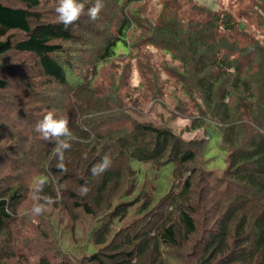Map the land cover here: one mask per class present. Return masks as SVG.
I'll use <instances>...</instances> for the list:
<instances>
[{
  "label": "trees",
  "instance_id": "1",
  "mask_svg": "<svg viewBox=\"0 0 264 264\" xmlns=\"http://www.w3.org/2000/svg\"><path fill=\"white\" fill-rule=\"evenodd\" d=\"M57 2L0 0V154L11 160L0 167V264L16 254L10 232L22 217L32 218L23 206L39 180L40 195L52 201L46 206L68 205L74 221L80 208L93 219L98 248L81 264H264V40L240 19L256 15L263 28L264 0L243 1L240 17L229 7L164 0L155 19L134 5L146 0H103L95 20L85 12L67 29L56 19ZM186 4L190 9L181 12ZM150 47L174 61L163 65L165 72L188 100L176 107L190 119L187 130L202 129L204 136L185 139L168 121L144 118L133 91L147 87L154 101L163 92L145 52ZM14 54L30 67L9 65ZM127 56L136 57L138 85L129 61L110 82L96 83L100 65ZM15 79L22 92L11 86ZM49 110L68 118L75 137L62 169L54 142L35 130ZM215 129L227 151L222 172L208 169L204 158ZM3 134L11 148L1 146ZM29 139L33 157L21 151ZM106 152L110 166L91 176ZM134 160L149 164L150 180L140 181ZM168 165L170 185L158 196L157 173ZM146 182L153 186L131 196ZM85 183L89 191L81 196ZM50 255L40 257L42 264H53L57 255Z\"/></svg>",
  "mask_w": 264,
  "mask_h": 264
},
{
  "label": "rangeland",
  "instance_id": "2",
  "mask_svg": "<svg viewBox=\"0 0 264 264\" xmlns=\"http://www.w3.org/2000/svg\"><path fill=\"white\" fill-rule=\"evenodd\" d=\"M197 1L212 10L221 7H229L236 16L240 17V8L245 3L243 1L246 0ZM163 2L164 0H146V2L136 3L134 5L140 6L143 9L144 14L149 15L155 19L161 11ZM183 7L184 10L181 9V12L188 11L190 9V6L187 4L183 5ZM240 19L247 30L258 36L260 39L264 40V27L262 28L258 25V19L256 15L252 17H240ZM85 51L86 50H83L80 53L85 54ZM145 52L151 55V62L156 64L154 70L160 76V83L162 84L163 92L161 94V97H159L160 99L154 101V94H152V97H150V95H147L151 92L147 87L133 91L135 94H138L140 96V109L143 110L144 118L151 119L155 122H161L162 119L168 121L170 124H172L174 130L180 132L182 134V137H184L185 139L193 138L196 136H204L202 129L193 132L187 130V127H189L190 125V119L182 116L176 107L179 100L186 103H188V100L181 91V87L173 79H169L168 75L165 72L163 65L166 63L174 62L170 55L154 47H150L148 50H145ZM142 55L143 54L140 53L138 56L142 57ZM19 57L20 55L18 54L7 57L9 65H17L18 67L24 68L30 67L29 62L21 63L18 60ZM87 58L89 57L81 55V60L82 62H84V64L87 63ZM128 61L132 65L131 83L134 86L138 85L142 78L136 67V57L134 56H127L122 58L121 60L113 59V62L111 60L100 65L98 76L95 78L96 83L110 82L112 80V75L118 74L120 71H122L124 63H127ZM0 74L3 75L4 71L0 70ZM16 75L18 74L16 73ZM13 81H11V86L19 88V91L22 92L24 90L22 81H19L17 79ZM33 86L37 88L34 82ZM145 93L147 96L144 95ZM39 97L42 98L40 94ZM23 101L26 102V100L24 99ZM31 105L34 104L32 103ZM31 112L34 113V115L37 114V112L34 110H31ZM133 114L136 115L134 112ZM1 123L3 125H6L3 123V121H1ZM30 127L33 128L29 125L27 129H31ZM21 131L22 128H18L17 132L21 133ZM221 136L222 135L219 129H215L212 131L210 130L208 148L204 153L206 167L217 172H222L226 167L227 151L221 148ZM4 138L5 135L3 134V141L5 143L1 146H5V148H11L9 145L10 140L5 141ZM31 144L32 141L29 139L26 144H23L21 146V151L22 153H24L23 156L33 157V155L30 153L31 151L29 150V146ZM12 153L14 152L12 151ZM6 161L9 163L11 162L10 158L4 159L0 154V167H5L6 165H8ZM24 163L25 170L30 165V161L27 160ZM132 164L140 171L139 179L141 182L150 180L152 178L151 173L146 174V170H149L150 167L149 164L146 165L145 163H138L135 160L132 161ZM171 171L172 166L168 165L157 173L159 174V178L156 182L158 185V196L163 195V193L168 189L171 181ZM0 177L2 176L0 175ZM151 186H153V184H149L148 182H146L143 186L138 185L136 191L131 196L135 195L138 189H148L151 188ZM154 188L155 187H153L152 190H154ZM33 202V196H30L28 201L23 206L24 210L22 214L25 215L26 213L31 212L30 208ZM143 202L144 198L139 197V203L137 204V206H135L136 208H134L136 213ZM66 206L68 205L61 204L56 209L50 206H45V210L40 215H32V218L30 220L22 217L23 220L21 222V225L18 224V226L13 228L10 232L11 239L9 249L10 251L14 250L16 254H11L12 257L9 259V264H42L40 257L42 255L51 256V253L57 255V258L51 259L53 261V264H81V262L87 261V256L91 254V252L93 251V245H95L93 244V234L90 233L93 228V219L79 208L76 212L78 214V220L74 221L71 217V214L69 213L68 207L67 210L64 209ZM134 216L138 218H143L145 216L148 217V213H138V215ZM95 247H97V245H95L94 248Z\"/></svg>",
  "mask_w": 264,
  "mask_h": 264
},
{
  "label": "clouds",
  "instance_id": "3",
  "mask_svg": "<svg viewBox=\"0 0 264 264\" xmlns=\"http://www.w3.org/2000/svg\"><path fill=\"white\" fill-rule=\"evenodd\" d=\"M88 0H58L55 7L56 19L61 23L65 29L69 27L74 21H77L82 14L86 12L90 20H95L103 8V0H92V3L85 8ZM35 130L39 132L45 140L54 142V154L57 158V167L63 168V159L65 150L71 147V141L75 139L72 131L68 126V118L64 116H57L52 110L46 112L42 119L36 125ZM111 164V157L106 152L100 159L91 166L89 173L91 176H97L103 173ZM44 186V181H37L33 189V201L31 206V213L33 215H40L47 203H51V198L48 196H41L40 191ZM89 191L87 183L80 186L79 194L85 195ZM43 201V202H41Z\"/></svg>",
  "mask_w": 264,
  "mask_h": 264
}]
</instances>
